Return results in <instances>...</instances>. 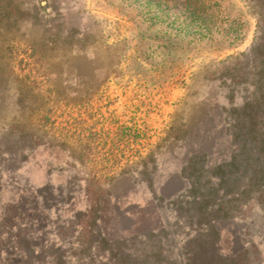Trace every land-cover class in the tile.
<instances>
[{
    "label": "rangeland",
    "instance_id": "1",
    "mask_svg": "<svg viewBox=\"0 0 264 264\" xmlns=\"http://www.w3.org/2000/svg\"><path fill=\"white\" fill-rule=\"evenodd\" d=\"M220 6L238 25L201 37L174 35L188 21L169 0H0V216L7 206L27 208L22 227L0 241V264H106L96 260L88 235L53 214L40 223V188L67 185L88 168L87 159L73 164L65 139L75 155L114 153L136 162L139 153L151 155V187L138 163L106 190L108 234L125 241L138 264H264L259 199L237 219L218 222L217 240L177 215L187 157L200 147H228L225 112L242 105L240 96L231 104L214 70L248 53L258 35L245 0ZM120 127L130 140L113 150L117 138L107 133ZM91 131L104 144L82 152L70 133ZM153 193L163 199L158 207Z\"/></svg>",
    "mask_w": 264,
    "mask_h": 264
},
{
    "label": "trees",
    "instance_id": "2",
    "mask_svg": "<svg viewBox=\"0 0 264 264\" xmlns=\"http://www.w3.org/2000/svg\"><path fill=\"white\" fill-rule=\"evenodd\" d=\"M169 1L181 9L182 16L188 21L182 30L172 29L174 35L185 33L198 34L201 37L204 34L210 36L223 25L234 28L238 25L236 21L220 13V5L224 0ZM245 1L257 18L256 41L248 53L221 63L212 75L213 79L221 81L231 104L239 96L242 99V105H232L228 112L223 111L226 114L224 137L229 141V146L221 148L220 146L225 145L222 141L217 145L221 148L219 150L213 145L211 149L200 147L191 153L181 169V176L187 181L188 188L176 199L180 200L178 220L187 215L189 224L193 228L204 229L207 237L212 240H217L218 222L237 219L257 199L264 207V0ZM190 28H195L196 31L190 33ZM183 30L185 32H182ZM231 31L238 33L237 29ZM1 66L0 64V68ZM118 131L107 133L117 138L112 139L113 150L130 140L127 128L120 127ZM70 134L82 152L97 149L104 144V138L99 131H91L88 135ZM49 138L57 139L55 136ZM63 144L71 150L70 154H74L70 155L73 164H76L75 160L84 165L87 159L88 164L85 166L90 168L77 171L67 185L57 188L45 185L40 188V223L43 219L50 220L54 216L58 222L64 221L63 225L69 231L88 235L89 247L93 244L96 246L93 252L96 260L101 263L138 264L132 260L135 253L129 249L131 247H128L125 241L114 239L108 234L105 205L110 201L111 195L106 190L116 178L129 173L138 163L144 165L139 172L142 181L151 187L152 172L146 168L151 155L144 158L139 153L136 157L139 162L130 157L122 161L124 157L113 155L114 153L75 155V148L70 147L68 139H65ZM222 153L227 154L222 156ZM119 164L121 166L117 167ZM86 170L88 171L85 173ZM153 197L154 202L158 201L157 207L160 206L163 199L158 198L155 193ZM31 199L35 201L36 198ZM80 201L85 203L84 208H77ZM33 204L35 208L36 203ZM19 205L21 204H16L15 210L7 206L0 216V241L7 240L12 231L24 224L20 220L27 208L25 205ZM45 224L47 227V223ZM61 260L62 258H59L58 262ZM8 261L9 259L5 264Z\"/></svg>",
    "mask_w": 264,
    "mask_h": 264
},
{
    "label": "water",
    "instance_id": "3",
    "mask_svg": "<svg viewBox=\"0 0 264 264\" xmlns=\"http://www.w3.org/2000/svg\"><path fill=\"white\" fill-rule=\"evenodd\" d=\"M42 5L44 6L45 4L44 3H42ZM45 7V6H44Z\"/></svg>",
    "mask_w": 264,
    "mask_h": 264
}]
</instances>
